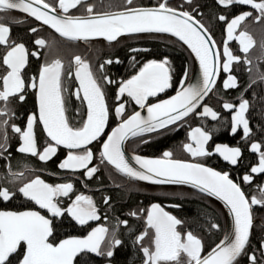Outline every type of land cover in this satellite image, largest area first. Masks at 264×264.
<instances>
[{"label": "snow or ice", "instance_id": "snow-or-ice-1", "mask_svg": "<svg viewBox=\"0 0 264 264\" xmlns=\"http://www.w3.org/2000/svg\"><path fill=\"white\" fill-rule=\"evenodd\" d=\"M213 4L217 9H231L236 5L251 9L241 10L231 19L223 13H212L214 19L225 25L222 50L210 26L203 22V6L197 0H183L179 8L171 6L168 0H157L153 7L135 6L134 0H125L123 10L116 11H97L93 4H85V0H58V3L56 0H0V161L4 162L0 172V201L11 202L23 197L37 209L45 210V214L31 209L0 210V264H92V257L113 264L117 249L126 241L136 256L135 260L129 257L131 264H264V239L255 248L251 242L252 209L264 208V184L257 186L259 197L244 190L245 186L252 188L256 177L264 176V124H257L254 129L248 118L255 101H260L264 108V97L253 90L258 85L264 86V60L254 65L248 58L256 46L250 26H260L259 47L264 55V0H213ZM78 6L85 7L86 14L70 13L72 9L78 10ZM13 11L39 22L38 26L29 28L35 37L31 51L22 40L13 39L10 24L3 23L6 14ZM42 26L61 39L40 37ZM140 34H168L175 38L174 42L185 45L198 64V78L190 81L186 67L174 95L149 103L150 97H158L174 86L167 56L147 60L138 71L119 81L105 72L106 65L121 62L118 57L107 58L99 64V79L91 63L81 55H73L67 65L62 59L67 50L65 41L78 45L103 38L113 45V42L120 43L121 37ZM230 42L238 45L239 54L233 52ZM130 51L150 50L131 48ZM30 57L44 59L36 73L28 78L26 68ZM242 64L248 76L243 88L235 74ZM222 74L225 92L240 91L237 100L220 97L221 107L230 115V120L222 118L206 103L210 94L218 91ZM73 76L78 87L69 92L66 82ZM101 80L117 87L114 109L107 103ZM29 93L34 96L35 109L20 117L24 121L21 125L15 122L19 116L17 108L27 102ZM129 103H134L139 110L129 113ZM73 108L80 116L78 126H73L68 116ZM192 116L210 118L221 127L227 125L231 135L241 134L256 161L246 165L243 174L234 179L231 170L219 171L202 162L174 159L173 152L168 150L160 158L138 154L132 155L131 160L127 158L126 142L138 138L139 143H148L146 134L179 131ZM110 118L115 120V126L106 131ZM37 126L46 136L43 146L37 142ZM9 131L17 139L15 154L37 158L44 164L56 157L61 148L66 149L57 167L71 173L73 178L82 172L80 182L85 188L90 181L102 184L98 175L102 167L110 175H119L129 182L191 186L223 203L232 220L231 230L225 231L223 239L204 254L203 238L186 221L165 211L159 203H152L147 208L130 209L124 216H115L110 226L98 225L87 235L68 236L56 242V220L62 226L64 219L70 218L83 228L101 219V209L93 195L76 190L73 179L51 184L34 166L19 160L14 165ZM211 139L212 133L206 127H190L182 149L194 160L208 157L213 155L206 147ZM214 153L233 168H238L243 161L239 146L217 144ZM97 159L99 163H94ZM122 186L129 185L117 184L118 188ZM102 201L106 210L112 209L111 196L103 195ZM104 219H109L107 211ZM130 219L139 223L131 224ZM205 219L210 224L208 231L220 229L218 222ZM185 228L189 230L184 231Z\"/></svg>", "mask_w": 264, "mask_h": 264}, {"label": "flooded vegetation", "instance_id": "flooded-vegetation-1", "mask_svg": "<svg viewBox=\"0 0 264 264\" xmlns=\"http://www.w3.org/2000/svg\"><path fill=\"white\" fill-rule=\"evenodd\" d=\"M47 2H52V0H47ZM58 3V0H56ZM197 2L202 5L201 12L204 14L202 19L203 22L210 26L212 35L218 44L221 45L225 39V25L218 20L214 19L212 16L213 12L223 13L232 18V15L239 13L241 10H251V9H242L241 6L236 5L231 9H217L213 0H197ZM93 4L97 11H114L121 10L125 4V0H85V4ZM168 3L179 8L183 3V0H168ZM109 4L113 7H109ZM135 6H155L157 0H134ZM206 5V6H205ZM71 14L82 15L86 14L85 7L78 6V10H70ZM7 18L3 20V23L6 25L10 24L11 26V35L12 38L17 41H23L29 50H33V43L35 37L29 33V28L32 26H38V22H35L32 18L27 17L25 14L13 11L6 14ZM23 22H18V21ZM259 25L254 27H249V32L254 36L256 40V46L250 50L248 58L253 61L255 65L258 61L264 60V55H262L259 43H260V32ZM39 36L45 38L46 40L61 38L53 33L50 29L45 26L40 27ZM120 43L116 44L113 42V45H109L107 41L104 40H92L87 44L81 42L80 44L63 42L67 50L62 55L65 65H67L71 57L75 54H79L82 58L88 60L91 63L92 69L96 74L97 78H100V72L98 66L100 63L107 58L116 57L121 61L119 64L113 63L111 65H106L105 72L113 80L119 81L120 79L128 78L131 74H134L135 71H138L139 67L142 66L144 62L149 59L161 60L164 56H167L170 62V67L172 69L173 83L172 88L167 89L164 93H160L158 97H150L149 103L155 100L161 99L165 96H168L176 90L179 79L184 73V69L187 67L191 69V58L187 49L182 46L179 42H174L175 39L167 37L164 35L158 34H140L135 37H122L119 38ZM131 48L138 49H149L148 52H137L132 53ZM230 48L234 53L239 54L238 45L235 42H230ZM43 51V50H42ZM51 58V57H50ZM43 57L38 61L36 58L30 57L29 63L26 68V77L30 78L34 75L38 69L40 63L43 62ZM181 59L182 64L179 63ZM190 59V62H189ZM235 74L239 77L241 87L248 82V76L245 72L244 65L242 64L239 69L235 71ZM224 76L221 75L218 81V91L210 94L206 99V103L210 105L214 110L220 113L221 117L225 120H230V115L225 112L221 107L220 97H223L226 100H237L240 95L238 90H228L225 92L222 87ZM102 87L105 90L107 97V103L110 108L114 109L116 105L115 93L117 90L116 85H108L103 80L100 81ZM69 92H73L78 83L75 82L74 76L71 78V81L66 82ZM257 93L264 97V86L258 85L254 89ZM67 94V93H66ZM248 97L251 99L252 92L248 93ZM124 99H127L125 97ZM75 101V98L73 97ZM77 107L79 103L76 102ZM35 109L34 96L29 93L27 97V102L23 105H20L17 108L19 116L16 119V123L23 124L24 121L20 118L24 115L25 112H32ZM138 110L134 103H129L127 105V111L131 113L133 110ZM69 119L73 126H78V121L80 116L76 114L75 109L73 108L68 113ZM248 118L252 122V126L255 129L257 124H264V108H261L260 101H255L252 104V110L248 113ZM115 125V120L110 118L109 125L106 131H109L111 127ZM203 126L206 127L212 133V139L206 145L209 152H213L215 145L217 144H226L231 147L239 146L243 150V161L238 168H233L227 162L218 155L213 153L205 158L193 159L189 154L183 151L182 145L187 142V132L190 130V127ZM36 136L38 145L43 146L46 141V136L42 131L40 126L36 128ZM9 137L11 138L13 146V154L15 160L13 161L14 165L16 160L26 162L29 166H34L39 169V174L41 177L48 183L56 184L59 182H66L70 179L74 180L75 188L78 192H84L88 195H93L97 204L101 209V219L99 221L90 222L89 225L81 228L78 225H75L70 218H65L64 223L61 226L60 221L56 220L55 223L58 225L55 231L56 242L59 239L67 238L68 236H84L87 235V232L91 228L98 225L110 226L113 223V218L115 216H124L130 209L136 210L139 208H147L152 203H159L165 211H168L170 214L178 217L182 221H186L192 230L196 231L198 236H201L205 243L204 253L220 238V232L222 230L221 226V217L222 212L218 203L209 197L192 190L190 188L181 187V186H160V185H150L137 181L129 182L127 178L120 177L119 175H110L109 172L103 167L101 172L98 174L102 178V184L99 182H89L87 188L80 182L83 179L82 172L77 173L75 178L72 177L71 173L62 172L58 169L57 164L60 160L64 158L67 150L61 148L56 157H53L46 164L41 163L37 158L26 157L15 154V147L17 144V139L9 131ZM148 140V143H139V139H136L135 148L138 151H146L149 149L150 144L162 139H168V142L165 146H162L158 149L155 154L161 155L166 150L173 152L174 159L189 160L194 162H202L209 166H214L220 171H229L231 170V176L235 179L238 175H242L245 171V166L250 162H255L257 157L248 151L247 145L241 139V134L231 135L230 128L225 125L223 127L213 122L210 118L205 117H190L187 122L180 127L179 131H162L161 133H151L146 134L144 137ZM95 150V144L92 145ZM3 161H0V172L3 171ZM94 163H99L98 159ZM117 184L129 185L128 187H117ZM264 184V176L256 177L255 182L252 188L245 186V191L249 192L250 195L254 194L259 197L260 193L257 189L258 185ZM98 188H102L103 191H97ZM103 195H109L112 198V209H105V206L102 201ZM63 203H68V200L65 199ZM178 205L179 207H176ZM194 206H197L196 210L193 209ZM39 210L31 202L26 201L23 197H18L17 199L12 200L11 202L0 201V210H10V211H23V210ZM41 214H45V210H39ZM105 211H107L109 219L106 221L104 219ZM253 216V227L251 230V242L252 246L258 247L261 239H264V208L259 206H254L252 209ZM206 217L211 218L214 222H218L220 225L219 230L208 231L210 224L206 222ZM131 224H138L136 220H131ZM203 225V226H201ZM189 230L185 228L184 231ZM218 238V239H217ZM217 239V240H216ZM132 260L136 259L132 249L129 247V242L126 243L117 249L116 255L113 258V264H131ZM92 264H106L102 258L92 257Z\"/></svg>", "mask_w": 264, "mask_h": 264}, {"label": "water", "instance_id": "water-1", "mask_svg": "<svg viewBox=\"0 0 264 264\" xmlns=\"http://www.w3.org/2000/svg\"><path fill=\"white\" fill-rule=\"evenodd\" d=\"M143 7H153V6H143ZM121 10H123V9H121ZM114 11H116V10H114ZM18 12V11H17ZM26 15V14H25ZM39 23V22H38ZM45 27H47V26H45ZM51 30V29H50ZM52 31V30H51ZM53 32V31H52ZM54 33V32H53ZM56 34V33H55ZM56 35H58V34H56ZM163 35H167V36H169L168 34H163ZM171 37V36H170ZM172 38H174V37H172ZM98 39H100V40H103V38H96V39H94V40H98ZM175 39V38H174ZM180 44H182L181 42H179ZM186 49H187V47L185 46V45H183ZM188 51V53H189V55H190V58H191V72H190V76H189V80L190 81H194L196 78H198V76H199V69H198V64L195 62V58H194V56L193 55H191L190 54V51L189 50H187ZM175 94V92L173 93V94H170L169 96H167V97H165V98H163V99H160V100H164V99H168L170 96H172V95H174ZM160 100H158V101H156V102H153V103H157V102H159ZM139 110V109H138ZM142 114L143 115H146V110L145 111H143L142 112ZM115 126V125H114ZM113 126V127H114ZM111 130V129H110ZM109 130V131H110ZM126 144H127V142H126ZM213 153H214V151H213ZM136 154H138V153H134V152H132V151H130L128 148H127V146H126V156H127V158L129 159V160H131V157H132V155H136ZM138 155H141V156H144V157H148V158H160L161 156H147V155H142V154H138ZM185 161H187V162H194V161H189V160H185ZM134 163V162H133ZM208 166V165H207ZM213 168V167H212ZM215 169V168H214ZM140 182H144V181H140ZM144 183H147V182H144ZM148 184H150V183H148ZM164 185H168V184H164ZM173 186H181V187H186V188H190V189H192V190H195V191H197V192H199L197 189H194V188H192L191 186H188V185H173ZM200 193V192H199ZM202 194V193H201ZM204 195V194H203ZM206 196V195H205ZM210 199H212V200H214L216 203H218L219 204V206L221 207V210H222V213H223V218H224V227H223V231H222V235L220 236V238L218 239V241L216 242V243H219V241L221 240V239H223V237H224V235H225V231H230L231 230V227H232V220H231V218H230V216H228V214H227V209L224 207V205H223V203L221 202V201H219V200H216L215 198H213V197H209ZM215 243V244H216ZM215 244H213L211 247H214L215 246ZM211 250V248L209 249V250H207V251H210ZM207 251L204 253V254H207Z\"/></svg>", "mask_w": 264, "mask_h": 264}, {"label": "trees", "instance_id": "trees-1", "mask_svg": "<svg viewBox=\"0 0 264 264\" xmlns=\"http://www.w3.org/2000/svg\"><path fill=\"white\" fill-rule=\"evenodd\" d=\"M190 58V57H189ZM179 63L182 64V61L181 59H179ZM189 62H190V59H189ZM168 142V139H162V140H159V141H156L155 143H151L150 144V147L148 150L144 151L145 154H155V152L160 149L162 146H165ZM128 145L130 147H133L134 146V139L128 141ZM197 206H194L193 209L196 210ZM221 226L223 227V220H222V217H221ZM218 239V238H217ZM216 239V240H217Z\"/></svg>", "mask_w": 264, "mask_h": 264}, {"label": "bare ground", "instance_id": "bare-ground-1", "mask_svg": "<svg viewBox=\"0 0 264 264\" xmlns=\"http://www.w3.org/2000/svg\"><path fill=\"white\" fill-rule=\"evenodd\" d=\"M158 35H163V34H158ZM164 36H167V35H164ZM167 37H170V36H167ZM122 38V37H121ZM172 38V37H171ZM174 39V38H173ZM182 45V44H181ZM183 46V45H182ZM190 72H191V69L189 70V76H190ZM175 92V91H174ZM174 92H172L171 94H173ZM170 95V94H169ZM168 95V96H169ZM165 97H167V96H165ZM165 97H163V98H165ZM163 98H161V99H163ZM158 100H160V99H158ZM158 100H155V101H153V102H156V101H158ZM153 102H150V103H153ZM111 129V128H110ZM136 139L137 138H134V146L133 147H130L129 145H128V142H127V144H126V146H127V148L130 150V151H132V152H134V153H138V154H142V155H147V156H161V155H157V154H145L143 151H138L136 148H135V142H136ZM209 166V165H208ZM210 167H213V168H215L214 166H210ZM216 170H218L217 168H215ZM220 171V170H219ZM137 182H140V181H137ZM141 183H144V182H141ZM145 184H148V183H145ZM150 185H153V184H150ZM160 186H173V185H160ZM221 208V207H220ZM221 212H222V210H221ZM222 220H223V227H224V218H223V213H222ZM223 227H222V230H221V232H220V235H222V231H223ZM220 237V236H219ZM218 241V240H217ZM216 241V242H217ZM215 242V243H216ZM214 243V244H215ZM211 248V247H210ZM209 248V249H210ZM208 249V250H209Z\"/></svg>", "mask_w": 264, "mask_h": 264}]
</instances>
